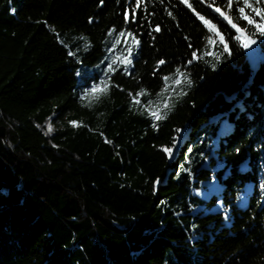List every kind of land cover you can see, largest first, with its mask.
<instances>
[{
	"label": "trees",
	"instance_id": "16d2710c",
	"mask_svg": "<svg viewBox=\"0 0 264 264\" xmlns=\"http://www.w3.org/2000/svg\"><path fill=\"white\" fill-rule=\"evenodd\" d=\"M241 7L0 0V264H264V37Z\"/></svg>",
	"mask_w": 264,
	"mask_h": 264
},
{
	"label": "snow or ice",
	"instance_id": "6c2138e0",
	"mask_svg": "<svg viewBox=\"0 0 264 264\" xmlns=\"http://www.w3.org/2000/svg\"><path fill=\"white\" fill-rule=\"evenodd\" d=\"M181 2L183 3L184 0H181ZM228 3H229V6H231L232 0H228ZM246 8H251L252 9L251 13L246 14L245 13V9ZM133 11H135V10H133ZM214 11L216 13H218L221 17H223V19L225 21H227L231 25V27L233 29H235L236 33L238 34L236 36V39L238 41H243L245 39L242 28L241 27H237V25L232 22V20L229 18V16L225 12L221 11V9L219 7L215 8ZM238 11L240 13L239 19L240 20H245L248 25H251V26H253L255 28V32L251 33V37L248 38V39H250V42L251 43H255L254 36H255L256 33H259V35L261 37H264V8L259 7V6H252V5L249 4L248 0H244V7L239 8ZM253 14L256 17H259V22H256L252 18ZM135 19H136L135 18V15H133L132 22H135ZM200 19L203 20V22H204L205 25H209V21L204 20L203 17H200ZM127 22L128 21H127V17H126V23ZM210 27H214V25H210ZM159 30H160L159 27H157L156 29H154V31H157V32ZM128 34L131 35V33H128ZM120 35H124V33L121 32ZM216 35L217 36H220V33L217 32ZM209 43H211V40H209ZM241 46L243 47V42L241 43ZM224 52H228V47L226 45L224 47ZM133 55H135V53H133L132 50H131V48H130L129 49V56H133ZM126 59H127V57H126ZM127 63L128 64H131L132 63L131 59H127ZM161 63H163V61H161ZM98 87L99 86H94L91 89V93H86L85 95H90V94L96 93ZM156 119L159 120V119H161V117L160 116H156ZM49 131H51V129H49ZM177 131H179V130H177ZM164 151L171 153V149L170 148H165Z\"/></svg>",
	"mask_w": 264,
	"mask_h": 264
},
{
	"label": "rangeland",
	"instance_id": "374dc122",
	"mask_svg": "<svg viewBox=\"0 0 264 264\" xmlns=\"http://www.w3.org/2000/svg\"><path fill=\"white\" fill-rule=\"evenodd\" d=\"M123 38H124V40L126 41V43H129L128 44V46L126 47V53L127 54H129V49L131 48V50H132V52H133V49H132V41H131V39L129 38V36L128 35H124L123 36ZM129 57H131V56H129ZM99 87H98V89H97V91H96V93H98L99 91H101V89L103 88V85H98ZM91 92V91H90ZM96 93H94V94H91V95H89L88 96V101H90L93 97H94V95L96 94ZM83 97H87V95H83ZM246 190H247V188H246Z\"/></svg>",
	"mask_w": 264,
	"mask_h": 264
}]
</instances>
